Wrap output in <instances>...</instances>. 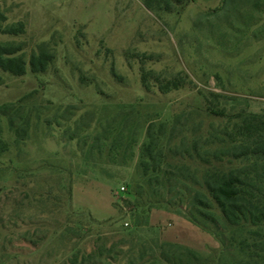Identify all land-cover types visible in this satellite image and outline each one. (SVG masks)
Returning <instances> with one entry per match:
<instances>
[{
    "label": "rangeland",
    "instance_id": "1",
    "mask_svg": "<svg viewBox=\"0 0 264 264\" xmlns=\"http://www.w3.org/2000/svg\"><path fill=\"white\" fill-rule=\"evenodd\" d=\"M0 14L5 25L25 27L17 37L0 35V43L20 47L26 61L53 57L44 73L0 70V107L14 105L30 124L17 145L3 123L9 152L0 158V264H69L72 254L99 247L119 256L97 264H128L131 248L160 239L159 229L146 225L148 211H177L159 204L170 201L163 173L187 167L192 182L174 180L175 193L208 196L193 181L213 167L175 156L183 126L192 146L200 127L207 133L224 125L209 105L264 115V0H184L173 13L148 10L143 0H0ZM143 70L153 73L150 91ZM179 74L183 88L159 90L155 79ZM162 126L151 161L147 131L157 135ZM122 185L125 194L118 193ZM215 239L209 264H218L223 250ZM230 252L222 264L242 260Z\"/></svg>",
    "mask_w": 264,
    "mask_h": 264
},
{
    "label": "trees",
    "instance_id": "2",
    "mask_svg": "<svg viewBox=\"0 0 264 264\" xmlns=\"http://www.w3.org/2000/svg\"><path fill=\"white\" fill-rule=\"evenodd\" d=\"M143 1L146 8L155 13H173L174 9L184 2V0ZM5 22V17L0 14V35L17 37L25 33L22 23L5 25ZM21 51L20 47L10 43H0V70L15 77H22L27 74L28 69L33 74L44 73L53 62V57L46 53L32 55L30 60L26 61L23 55H19ZM152 75V72L144 70L142 72V83L147 91L151 90L153 84ZM155 80L159 85V90L163 93L181 89L186 82L180 74L168 82ZM208 114L224 122V125L218 128L213 127L207 133H202L200 127L198 131H194V134H198L199 138L192 146L187 138L189 130L184 125L181 133L183 137L179 145H176L175 152V156L182 160L197 161L203 167H213L211 171L203 175L200 182L196 178L193 181L194 185L205 190L208 196L201 191L194 192L192 197L181 192L175 193L178 183H174V180L181 179L185 184L190 180L192 182V179H189L190 175L187 174V167L177 168L178 174L175 172L163 173L165 176H163L164 180L161 186L167 190L170 201L163 198V201L159 203L169 208H175L177 211L174 212L163 207H159V209L181 213L180 215H183L194 225L219 238L223 250L220 253L218 264L223 263V257L226 255L230 259L233 258L230 252L233 250H236V254L242 257L238 264H263L264 242L260 237L261 233H264V115L246 111L230 114L225 110L215 109L212 105L208 107ZM5 120L8 122L10 131L16 137L17 145L25 143L30 126L29 120L21 116L19 111L15 110L14 105L0 107V158L9 152V145L4 136L3 123ZM177 128L178 120L171 128L173 138L178 131ZM164 129L165 127L162 126L161 133L157 135L152 127L147 131L149 142L145 145L144 150L145 156L151 161L156 159L155 152L158 149L160 137L164 135ZM234 164L238 166L233 167ZM226 166H228L227 169ZM183 186L185 187V185ZM70 193L72 194V189H70ZM115 207L119 208L117 204ZM215 210L218 211V215L214 212ZM151 211V209L148 211L147 217ZM200 218L211 227L202 223ZM8 241L12 242L10 239ZM28 242H31L30 245H34L32 241L28 240ZM34 247L36 248V245ZM130 250L133 255L128 264L210 263L208 258L193 250L165 243L160 239L152 246L144 245L137 250L134 248ZM115 256H119V254L114 249L99 247L90 254L81 255L80 252L72 254L69 257V264H97L98 260L113 259ZM80 258L81 262H79Z\"/></svg>",
    "mask_w": 264,
    "mask_h": 264
},
{
    "label": "crops",
    "instance_id": "3",
    "mask_svg": "<svg viewBox=\"0 0 264 264\" xmlns=\"http://www.w3.org/2000/svg\"><path fill=\"white\" fill-rule=\"evenodd\" d=\"M75 185L73 187L74 202L76 200ZM111 204L114 211V214L111 217L113 218L116 215L115 208L113 207V200L111 201ZM90 212L92 216L97 219L95 214L92 211ZM147 226L159 229L161 241L183 246L195 251L203 257H207L210 254L211 248L217 247V242L213 235L194 225L183 215L166 209L152 210L147 217Z\"/></svg>",
    "mask_w": 264,
    "mask_h": 264
},
{
    "label": "built area",
    "instance_id": "4",
    "mask_svg": "<svg viewBox=\"0 0 264 264\" xmlns=\"http://www.w3.org/2000/svg\"><path fill=\"white\" fill-rule=\"evenodd\" d=\"M127 191H128V189H127V186H126V185H122V186H120L119 189H118V193H119V194H125ZM128 225H129V224H126V227H127Z\"/></svg>",
    "mask_w": 264,
    "mask_h": 264
}]
</instances>
